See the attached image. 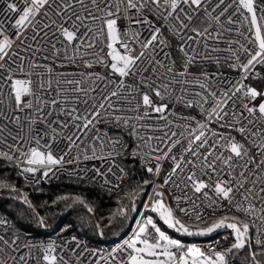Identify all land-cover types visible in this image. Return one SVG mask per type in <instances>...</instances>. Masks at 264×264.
<instances>
[{"label":"snow or ice","instance_id":"6c2138e0","mask_svg":"<svg viewBox=\"0 0 264 264\" xmlns=\"http://www.w3.org/2000/svg\"><path fill=\"white\" fill-rule=\"evenodd\" d=\"M0 4H3V9L0 11L5 12L7 16L16 14L14 23L7 21L10 27L16 29L14 36L10 37L7 34L5 21L0 20V105L5 107L0 120L7 121L16 129L13 134V130L9 129L7 124L0 123V144L4 145V148H0V160L8 162L10 167H15L26 182L38 185L41 180L47 181L65 164L75 163L81 155L84 160L103 158V152L101 151L98 155L95 145V141L101 140L99 130L89 141L92 144L91 156L82 149L76 156L66 161L64 155H53L47 141L57 142L63 136L68 143V151H71L73 146H78V141L82 143L81 136H86L95 128L105 114L117 113L122 101L126 102L123 107L131 106L133 111L138 112L140 107L145 108L143 115L135 118L143 119L149 115L148 109H151L155 113H160L161 118L166 119L163 113L168 110V105L155 104L147 92L140 91L142 88L151 89L155 97L160 100H164L167 95L173 102H183L185 107H193V99L198 98L197 102L208 124L217 123L220 127H227L238 132L243 138L244 142L235 137L228 138L225 134L217 133L214 129L207 127L206 123L197 122L198 127H189L186 136L172 131L171 137L175 139H170L165 145L166 151L150 147L148 155L157 163L147 167L145 171L153 177H159L161 169L159 161L164 159L173 162V170L167 173L161 183H156L154 179H145L140 191L130 195L132 207H122L120 212L125 220L130 212L136 214L138 219L133 221L135 231L131 237L124 239L121 245L114 249L112 255L106 257L96 253L92 264H100V261H103V264H230V259L245 249L248 251L242 259L248 264H264V207L258 212L255 203L259 201L264 205V76L256 70V65L264 66V24L258 22L264 21V0L259 5L256 0H239L238 6L250 14V16L242 14L243 19L249 22L248 31L252 32V26H255V39L251 42L253 45H257L258 42V45L253 50L239 41L230 40V43H238L239 49H228L231 52L228 59L235 61L229 67L240 70L244 80L251 77L259 83L255 85L239 83L233 86V95L239 93L241 97H247L248 103L243 105L247 109V116L243 113L237 116L233 110L231 119L226 118L229 117L228 91L232 89L218 97L217 92L210 90V86L206 83V73L204 82L197 81L200 88L205 90L204 94L196 92L193 96H177L172 94L170 88L173 81L190 83L183 79L187 75L188 66L196 64L198 58L209 59L210 56L205 51L211 48L208 41L212 39L219 42L222 33L217 29H223L226 24L236 23L230 15H225L231 0L228 2L215 0V3L213 0H23V8L19 7L15 0H0ZM217 8H219L218 12ZM129 10H134V17L139 16L143 10L152 12L163 20L173 36L181 41L178 45L184 57V66L178 73L181 79L177 80L175 76L170 75L175 71L172 66L175 61H172V65L165 63L166 59H170L168 52H165L164 57L153 64L144 51L137 56L130 55L133 47L128 43L120 42V46L125 50L124 54L113 47L119 40L117 19L121 14L127 16ZM41 12H43L42 16ZM37 16H41L39 21L36 20ZM97 21L101 26L94 29ZM201 21H203L202 24ZM134 23L148 24L152 28L150 39L142 42L144 49H151L150 55H156L157 47L163 50L167 42L163 39L158 40L160 29L155 28L152 21L145 16L135 19ZM29 29H31L30 36H25L24 40L16 46L17 51H13L14 42L20 40ZM102 32L106 33L109 41L107 47L110 51L106 55L111 57V63L104 66L110 67L112 73L121 78L118 83H115L114 88L101 93L97 82L108 78L99 74L90 75L89 79L94 81L91 88L85 86L83 79H68L65 83L71 86L69 91L73 93L72 96L42 101L33 88V80L30 78L32 72L28 71L32 68L40 69L42 66L29 60L25 68L24 61L28 58L21 55V51H30L33 57L39 54L44 60L51 59L52 56L63 57L69 63L76 60L77 54H81V62L87 67H91L94 62L104 64V58L98 55L100 50H97V53L89 51L95 48V41ZM239 34L243 35V33ZM29 38L42 43L33 47L26 43ZM193 46L199 47L201 51L197 52L196 47ZM69 48L72 49L71 52ZM212 50L219 51L218 48ZM240 51L246 54L244 61L240 60ZM44 53H51V56ZM86 55H94L96 58L94 61H84L83 56ZM17 60L20 63H17ZM216 62L219 63L218 57ZM161 69H167V72H161ZM44 70L48 76L41 78L38 72L36 88L47 93L51 89L52 69L44 66ZM5 72L7 75L4 74ZM13 72H20L24 78L13 76ZM144 73L147 74L144 75ZM130 76L138 77V85L125 83L124 78ZM165 78L168 79V83H165ZM107 86V84L103 85L105 88ZM5 87L8 89L7 93L4 92ZM56 91L57 95H60L59 89ZM183 91L181 89V92ZM90 93H96V95H90ZM136 95L141 97V103L131 105V100ZM5 96H7V102L4 99ZM26 96L33 99L25 100ZM258 98L261 100L258 105L249 106ZM209 99L212 103L207 110H204L203 105L208 103ZM81 104L85 106L83 110L79 107ZM57 105L60 106L58 110ZM244 120H247V125L243 123ZM114 122L117 126L121 123L126 127L129 126L128 121H121L118 115ZM25 124L27 131L21 135ZM132 127L134 128V125ZM188 136L191 139H188ZM210 137H213L211 144ZM182 139L187 140V143H182ZM41 141L44 143L42 144ZM109 143L115 148L120 141ZM177 145H180L177 149L179 155L172 153V149L177 148ZM200 149L204 151L201 152ZM154 152L160 154L153 155ZM169 153L172 154L169 155ZM184 153H188L189 157L186 158ZM131 154L135 155V149ZM185 169H187L186 174ZM38 171H40L39 179L36 178ZM86 171L88 170L85 169L84 172ZM107 171H111V168ZM119 171L123 174L122 169ZM174 175H183L194 193H201L202 198L208 200L213 212L217 207L223 206L221 202H227L228 211L222 212L207 226L201 227L200 221L203 219V214L195 201L192 202L194 211L189 212L188 208L179 207L182 197H175L177 205L173 207L164 199V192L158 191L169 185L170 181L176 187H180V183L172 180ZM95 176L103 178V185H111V181L106 178V172H101L99 169L94 170L93 177H88L82 172L77 173V179L83 182L94 180ZM203 176H207L213 182L209 183L202 179ZM150 183L152 187L148 189L147 186ZM118 187V184L111 185L108 190L111 192ZM205 189L211 190L214 195L209 196L208 192L203 191ZM0 190L17 193L20 207L15 212L18 218L35 217L40 227H47L44 218L36 211L35 205L18 192L13 183L0 180ZM145 191L149 195L145 196V203L141 205L140 212H137L135 200L141 192ZM59 199L68 200V196L64 195ZM183 199L189 198L185 194ZM73 203H79L89 214H94L93 207L86 204L83 198L77 196ZM66 206L71 207V205ZM145 210H147L146 215ZM233 211L243 213L247 219L232 214ZM177 212L185 217L194 216V219L185 222L177 215ZM158 221L162 223L163 228ZM190 224L195 227H190ZM0 227L10 229L12 232L11 235L7 231L0 233V264H32L33 261H37V264H81V261L83 264H89L88 259L83 255L85 249L80 247L76 237L72 238L74 243L71 247L66 241L59 246L60 251L57 252L56 245H38L30 242L28 236L7 218L0 217ZM164 229H171L189 237L210 236L217 230L230 229L234 234V242L229 248L219 252L210 248L209 251L212 254L209 255L199 247H188L181 240L172 238ZM98 235L103 236V232L98 231ZM123 252L128 254L126 260L117 255ZM37 253L40 255L37 256ZM91 255L90 252L89 256Z\"/></svg>","mask_w":264,"mask_h":264},{"label":"built area","instance_id":"2783aa9c","mask_svg":"<svg viewBox=\"0 0 264 264\" xmlns=\"http://www.w3.org/2000/svg\"><path fill=\"white\" fill-rule=\"evenodd\" d=\"M15 2L18 4L19 7L23 8V0H15ZM228 2V0H226ZM257 4L259 5L262 0H256ZM213 3H215V0H213ZM239 0H231L230 7H228L225 15H230L231 19L233 21H236V23L232 25H225L223 29H217L218 31H221V39L219 42L210 39L208 43L211 45V48L206 49L205 51L208 52L210 58L209 59H199L197 60V63L194 65L188 66L187 75L183 77V79L189 81L190 83L184 84V83H176L173 81L170 85L171 91L173 95H186V96H193L196 92H201L204 94L205 90L200 88L199 83L197 81L204 82L205 76L204 74H207V81L206 83L210 86V90H215L218 94V97L220 94L224 93L225 91H228L229 89H232L231 91H228V111H229V117L226 119L232 118V111L235 110L236 115L239 116L241 113H243L244 116H247V109L243 107L245 103H248L247 97H241L239 93H237L235 96L233 95L234 91V85H238L239 83L243 84H253L254 80L251 77H249L248 80H244L242 78V72L238 69L229 67L230 64L234 63L235 61L232 59H228V57L231 56V52L228 51L229 48L232 49H239L238 43H230L229 41H239L240 43H243L245 47L255 50L257 45L252 44V40L255 39L254 35V26H252L253 31L249 32V22L248 20L243 19V15H249L245 9L238 6ZM0 9H3V4H0ZM216 11H219V8L216 9ZM134 10H129L127 16L121 14V16L117 19V27L119 29V40L116 42L113 47H115L121 54H124L125 50L120 46V42L128 43L132 45L133 50L129 53L132 56H137L141 51H144L146 55H149V59L154 64L156 60H160L164 57V53L168 52L170 53V59H166L165 63L172 65V61H175V64L172 65L175 68V71L171 73V76H175L177 80L181 79V77L178 75V73L182 70L184 66V57L183 54L179 51L178 45L181 44V41L175 38L172 34V32L169 30L168 26L165 24V22L161 19H159L158 16L154 15L152 12H149L147 10H143L139 16L133 15ZM243 14V15H242ZM43 15V12H41V16ZM215 15V13H213ZM41 16H37L36 20L39 21L41 19ZM147 17L150 21H152V24L155 28L160 29V36H158L159 39H163L166 41V45L164 46L163 50L161 51L160 47L156 48V55H150L151 49H144L142 47V42L150 39L152 35V28L149 27L148 24L144 23H134V20L137 18ZM257 16H260L259 9L257 11ZM16 18V14H13L12 16H7L5 12L0 11V20L5 21V28L7 29V34L11 37L14 36L16 29L13 27H10L7 21H11L14 23V20ZM223 19V18H222ZM261 24H264V21H258ZM203 21H201V24ZM101 26L100 22L97 21L94 25L95 28H99ZM228 28H232V31H228ZM31 29H29L27 32L24 33V36H21L20 40H16L13 44V51H17V45L20 44L21 40H24L25 36H30ZM239 33H243V35H240ZM27 44L32 45L33 47H36L37 44L42 43V41H34L31 38H29L26 41ZM109 41L107 40L106 33H100L99 37L95 41V48L90 49V52L97 53V50H100L98 52V55L102 58H104V64L101 63H93L91 67H87L85 63L81 62V54H77V58L74 62L69 63L65 58L63 57H56L52 56L51 59L44 60L41 58V56L38 54L35 57L32 56V53L30 51H21V55L26 56L28 59L24 61V66L27 68L28 61L31 60L33 63H39L42 67L40 69H28V71L32 72L31 79L33 80V88L37 92V94L41 97L42 101H49L53 98L57 99H63L64 96H72L73 93L69 91L71 88L70 85L66 84L65 81L68 79H75L80 80L83 79L85 82V86L91 88L94 81L89 79V76H95L96 74H99L102 77H106L108 79L106 80H99L98 86L101 93L107 92L110 89L114 88L115 83H118L121 79L118 77V75L113 74L110 67L104 66L105 64L111 63V57L107 56L106 53L110 51V49L107 47V44ZM154 44L156 42H153ZM59 46V45H58ZM196 47V46H193ZM174 48V49H173ZM218 48L219 51H213L212 49ZM173 50L176 52V57L173 55ZM72 49L69 48V52H71ZM196 51L200 52L201 49L199 47H196ZM44 55L51 56V53H44ZM240 60L244 61L246 54L243 51L239 52ZM219 58V63L216 62V58ZM94 55H86L83 56L84 61L88 60H95ZM17 63H20L19 60L16 61ZM44 66L50 67L52 69V74L50 79L52 80L51 89L45 93L39 89L36 88V81L38 79L37 73H40V77H46L48 76L47 72L44 70ZM15 67V65H13ZM256 70L259 72L262 76H264V66L256 65ZM161 72L166 73L167 69H161ZM7 75V73H4ZM147 73H144L146 75ZM13 76H16L18 78H24L23 74L20 72H13ZM126 84L131 85H138L139 80L138 77H127L124 78ZM59 81V83H57ZM165 83H168V79L165 78ZM104 84H107V88L103 87ZM57 89L60 91V95H57ZM181 89L184 91L181 92ZM8 89L7 87L4 88V92L7 93ZM142 92H147L153 99V102L155 104H167L168 110L163 113V116L166 117V119L161 118L160 113H155L151 109H148V116H145L143 119H138L135 117H138L140 115H143L145 112L144 107H140L138 112L133 111L131 106L123 107L126 102H120L121 107L115 113L114 115H107L105 114L104 118L100 120L98 124H96L95 128H93L91 131L87 133L86 136H81V142H77L78 146H73L71 151H68V143L65 141L64 137L61 136L60 139L57 142H53L51 140H48V144L51 146V150L53 152V155L60 156L64 155V159L70 160L73 156H76L77 153L81 152L82 149L86 150L88 155L91 156V148L92 144L89 143L93 139V135L97 134V130H99L98 134L101 137L100 141H95L97 154L99 155L101 151L103 152V158H90L88 160H84L81 157L75 162V163H67L63 166V168L57 172L55 176H53L51 179L44 181L41 180V182H56L61 177H70L77 179V173L82 172L84 175L88 177L94 176V170L99 169L101 172H106V178L111 181V185H119L118 188H116L114 191H111L113 193H119L122 190V184L126 178L127 170L123 166L122 162L126 158H138L141 165L146 169L149 166H154L157 161L152 159L148 155V151L151 148H159L161 151H166L165 145L168 144L170 139H175L171 137V132L175 131L177 134L183 133L185 136L187 135L188 128H196L198 127L197 122H204L207 124V127L214 129L217 133H223L226 137L231 138L235 137L237 140L243 141V138L241 135L236 132L228 129L227 127H220L217 123H211L208 124V122L205 119V116L203 115V112L201 110L200 104L197 102L198 98L193 99V107H185L183 102H173L169 96L166 95L164 100H160L158 97H155L154 93L149 88H142L140 89ZM90 95H96V93H90ZM239 97V98H238ZM98 98V97H97ZM5 101L7 102V96H5ZM25 100L33 99V97H24ZM91 102V101H90ZM141 103V97L139 95H136L131 100V105H137ZM212 103L211 99L208 100V103H205L203 105L204 110H207L209 108V105ZM253 104H256L255 102H252L249 104V106H252ZM59 105L56 106L57 110L59 109ZM80 109L83 110L85 107L83 104H81ZM47 110V109H46ZM5 111L4 105H0V115H2ZM22 114V113H21ZM119 116L121 121H128L129 126H125L123 123H121L119 126L114 122L115 117ZM61 119H67L66 117H59ZM0 123L7 124V127L9 129L13 130V134H15L16 129L12 124H9L7 121L0 120ZM243 123L247 125V120H244ZM134 125V128L132 127ZM43 127V126H40ZM71 131V129H69ZM27 131V125L25 124L24 132H21V135H24V133ZM128 134V138L124 135ZM167 134V135H166ZM188 139H191L190 136H188ZM213 137L209 138V143H212ZM120 141V144L115 146V148L112 147V145L109 143L110 141ZM147 140V143L145 141ZM163 141V142H161ZM102 142V146H101ZM128 142L131 144V148H127ZM43 144L44 141H41ZM182 143H187V140L182 139ZM137 146H139L137 148ZM0 148H4L3 144H0ZM180 148V145H177V148L172 149V153H179L177 152V149ZM135 149V155H132L133 150ZM201 152L204 151V149H200ZM66 153V155H65ZM172 153H169L171 155ZM159 152H154L153 155H159ZM185 157H189L188 153H184ZM1 163H8L4 160H0ZM161 165L160 169V175L159 177H153V179L156 181V183H161L163 179L166 178L167 173L171 172L173 170V162L168 159H164L159 161ZM22 167L24 165H21ZM190 167V166H189ZM109 168H111V171H107ZM87 169L88 171L84 172V170ZM119 169L123 170V174L119 171ZM42 171V170H41ZM187 173V169H185V174ZM30 175V174H28ZM22 177V176H21ZM23 178V177H22ZM36 178H40V171L36 173ZM202 179L207 180L209 183H212L213 181L209 180L207 176L201 177ZM24 179V178H23ZM102 177L95 176L94 180L88 181L95 185H98L100 188L104 190H108V188L111 185H103L102 184ZM152 179V180H153ZM25 180V179H24ZM172 180L177 181L180 183V187H176L172 184V182H169V185L162 187L161 189H158V191L164 192V197L167 198L168 203L172 205L173 207H176L177 201L175 197H182V199L179 202V207H186L188 208L189 212H193L192 202L195 201V204L199 208L200 212L203 214V219H201L200 222L204 221L207 218H213V217H219L222 212L228 211L227 202H221L222 207H217L216 211L213 212V208L209 207V202L207 199L202 198L201 193H194V190L190 187L189 182L184 178L183 175H174L172 177ZM152 187V184H151ZM150 187V189H151ZM203 191H206L209 193V196L214 195L213 192L209 189H205ZM187 195L189 199H183V197ZM149 195V193L147 194ZM145 203V201H144ZM256 207L257 211L264 207L259 201H256ZM141 210V209H140ZM137 211V212H140ZM144 214H147V210H145ZM232 214L241 217L242 219H247V217H244L243 213L239 212H232ZM177 215L180 216L183 220L189 222L191 219H194L193 217H185L183 214L177 212ZM138 219L136 216L134 220ZM10 221V220H9ZM10 223H12L10 221ZM5 231L8 232L9 235H11L9 232L10 229H4L0 227V233H4ZM135 231V224H132V227L127 234L126 237L123 239L106 244L103 246H91L89 245L85 240L81 239L77 236H71L68 238H65L63 240H47L44 242L40 241H30L32 243H36L38 245H47L52 244L57 246V252L60 251V245L64 244L66 241L69 244V247L72 246L74 243L72 241L73 237H76L77 240L80 242V247L85 249V252L83 255L88 259L89 264H92V260L95 258V254L99 253L103 256H110L114 253V249L118 248L122 241L126 238L131 237L133 232ZM188 247H199L202 251H204L206 254L211 255L212 253L209 251L210 248H213L215 251L219 252L223 250L222 247V241H193L191 244L186 245ZM92 253L91 256H89V253ZM67 254V253H66ZM40 253H37V256H39ZM118 256L123 257L125 260L127 258V252L123 253H117ZM32 264H37V261H33ZM81 264H83V261H81ZM100 264H103V261H100Z\"/></svg>","mask_w":264,"mask_h":264},{"label":"trees","instance_id":"16d2710c","mask_svg":"<svg viewBox=\"0 0 264 264\" xmlns=\"http://www.w3.org/2000/svg\"><path fill=\"white\" fill-rule=\"evenodd\" d=\"M173 55L176 57L174 50ZM258 83L259 81H254L253 85ZM260 102L261 100L258 98L256 104L258 105ZM124 135L129 137L128 134ZM131 147L128 142L127 148ZM122 164L127 170V175L122 184V190L119 193H113L91 182H83L65 176L56 182H41L34 185L26 182L15 167L8 166V163H1L0 180L13 183L18 192L29 199L35 205L39 215L44 218L47 227H40L36 223L35 217L18 218L15 210L20 207L19 197L17 193L7 190H0V217L7 218L14 223L16 228L21 229L28 236L29 241H58L71 236L80 237L91 246H103L119 241L127 231L129 221L134 214L130 212L125 220L120 209L122 207L131 208L130 195L140 191L145 179H153V176L145 171L138 158H126ZM147 187L150 189L151 183ZM37 189H41V191H37ZM147 194L146 191L141 192L135 200L137 211L141 209ZM64 195L68 196V200L59 199ZM77 196L83 198L86 204L93 207L94 214H89L86 208L79 203H73ZM164 199L167 201V198L164 197ZM66 205H71V207ZM215 218L217 217L205 219L200 222V226H207ZM62 220H64L63 225L56 231ZM190 225L195 227L193 224ZM98 231H102L103 236L98 235ZM9 233L12 234L11 231ZM181 239L190 243L188 237H181ZM213 240L222 241L223 249L229 248L234 242L231 233L223 230H218L216 235L204 241ZM247 251L248 249L238 252L235 257L230 259V264H248L246 260L242 259Z\"/></svg>","mask_w":264,"mask_h":264},{"label":"rangeland","instance_id":"374dc122","mask_svg":"<svg viewBox=\"0 0 264 264\" xmlns=\"http://www.w3.org/2000/svg\"><path fill=\"white\" fill-rule=\"evenodd\" d=\"M254 28H255V26H254ZM151 97V96H150ZM152 98V97H151ZM181 218V217H180ZM182 219V218H181ZM183 220V219H182ZM184 221V220H183ZM158 223H161V222H159L158 221ZM161 226H162V228L164 227L163 225H162V223H161ZM190 227H193L192 225H189ZM164 230H166L167 231V233L172 237V238H175V239H179V240H181L185 245H188V244H191L193 241H200V240H205V239H207V238H210V237H212V236H214V235H216V233H217V231L216 232H214V233H212L210 236H204V237H201V236H191V237H189V236H185V235H181V234H178V233H176V232H174L173 230H171V229H164ZM220 230H223V231H228V232H230L231 233V235L233 236V238H234V234L231 232V230L230 229H220ZM181 237L183 238V237H188L190 240H189V242L190 243H188V242H186L184 239H181ZM223 241H225L224 239H223Z\"/></svg>","mask_w":264,"mask_h":264},{"label":"water","instance_id":"95a60500","mask_svg":"<svg viewBox=\"0 0 264 264\" xmlns=\"http://www.w3.org/2000/svg\"><path fill=\"white\" fill-rule=\"evenodd\" d=\"M135 217H136V214L134 213L133 216H132V218L129 221L127 231L122 235V237H120L119 240H121V239H123L124 237L127 236V234L129 233V231H130V229L132 227V224H133V221H134ZM63 222H64V220H62V222L60 223V225L58 226V228L56 229V231L63 225Z\"/></svg>","mask_w":264,"mask_h":264},{"label":"bare ground","instance_id":"6f19581e","mask_svg":"<svg viewBox=\"0 0 264 264\" xmlns=\"http://www.w3.org/2000/svg\"><path fill=\"white\" fill-rule=\"evenodd\" d=\"M167 202H168V200H167Z\"/></svg>","mask_w":264,"mask_h":264}]
</instances>
